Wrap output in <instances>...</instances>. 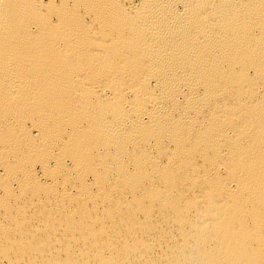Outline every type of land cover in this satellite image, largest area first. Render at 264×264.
<instances>
[{"label":"bare ground","instance_id":"6f19581e","mask_svg":"<svg viewBox=\"0 0 264 264\" xmlns=\"http://www.w3.org/2000/svg\"><path fill=\"white\" fill-rule=\"evenodd\" d=\"M0 264H264V0H0Z\"/></svg>","mask_w":264,"mask_h":264}]
</instances>
